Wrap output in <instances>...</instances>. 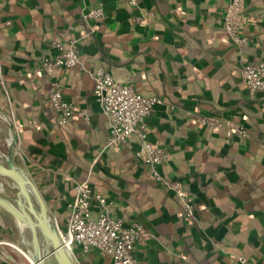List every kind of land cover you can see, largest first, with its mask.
Segmentation results:
<instances>
[{
	"label": "crops",
	"instance_id": "crops-1",
	"mask_svg": "<svg viewBox=\"0 0 264 264\" xmlns=\"http://www.w3.org/2000/svg\"><path fill=\"white\" fill-rule=\"evenodd\" d=\"M228 1L0 0V112L18 138L15 160L37 186L56 227L65 225L73 182L88 179L112 201L111 215L125 224L138 222L148 233L134 247L140 264H238L239 254L264 264V93L250 91L239 74L242 64L264 58V0H245L241 33L248 43L241 46L223 29ZM97 5L103 16L84 19ZM79 34H86L79 48L87 69L104 67L118 80L130 79L138 92L162 98L146 116L147 136L168 150L157 169L193 198L191 220L179 196L136 157L134 135L106 145L108 120L86 71L40 68L57 52L51 40ZM53 80L87 119L75 112L66 123L56 122L47 102ZM196 113L244 124L247 134L226 140L224 126L203 125ZM6 215L0 209V264H19L10 249L18 250L21 236ZM75 260L112 264L96 248Z\"/></svg>",
	"mask_w": 264,
	"mask_h": 264
},
{
	"label": "built area",
	"instance_id": "built-area-1",
	"mask_svg": "<svg viewBox=\"0 0 264 264\" xmlns=\"http://www.w3.org/2000/svg\"><path fill=\"white\" fill-rule=\"evenodd\" d=\"M129 1L135 4V0ZM244 8L245 0H229L222 19L225 34L238 46L248 43L247 37L241 33ZM102 16L101 5L89 8L83 13L84 19L98 20ZM4 23L0 9V32ZM84 35L86 34H82L80 38ZM77 40L78 38L70 43L51 40L50 46L57 52L52 57H45L40 68L46 73H51L57 66L86 71L93 81L94 98L108 120L109 135L106 145L123 144L134 135L138 142L136 157L148 165L149 174L156 182L179 196L183 203L184 216L186 220H191L193 198L183 191L179 181L166 178L157 169L158 165L167 160L168 150L155 144L147 136L146 116L155 106L163 103L162 98L138 92L130 79L118 80L104 67L87 69L82 63L81 55L73 46ZM35 72L36 70L32 76ZM239 74L249 89L264 91V59L242 64ZM47 102L55 110L58 124L66 123L75 112L87 119L85 109L63 98L60 85L55 80L50 81L47 88ZM196 118L201 124L211 128L224 126L226 140L230 136L241 137L247 134L242 125L231 120L199 113H196ZM111 206L112 201L94 191L88 179L74 181L72 198L66 203L65 225L63 228L57 227L61 243L74 259L76 248L83 252L96 248L108 254L112 264H140L134 254V247L149 235L138 222L125 224L122 218L111 215ZM234 258L238 264H253L245 254L236 255Z\"/></svg>",
	"mask_w": 264,
	"mask_h": 264
},
{
	"label": "water",
	"instance_id": "water-1",
	"mask_svg": "<svg viewBox=\"0 0 264 264\" xmlns=\"http://www.w3.org/2000/svg\"><path fill=\"white\" fill-rule=\"evenodd\" d=\"M1 115L7 120L6 115ZM8 128L11 139L7 144L6 153L0 150V176L10 179L17 191L13 199L0 193V209L14 220L30 264H46L49 256L53 257L56 264H77L62 245L54 218L40 191L15 160L13 152L18 138L9 121Z\"/></svg>",
	"mask_w": 264,
	"mask_h": 264
},
{
	"label": "rangeland",
	"instance_id": "rangeland-1",
	"mask_svg": "<svg viewBox=\"0 0 264 264\" xmlns=\"http://www.w3.org/2000/svg\"><path fill=\"white\" fill-rule=\"evenodd\" d=\"M2 126H3V128H2ZM6 127H7V125L4 121V118H2L0 116V150L3 153H6V150H7V141H6V139L3 138V131H4V128H6ZM0 161H2L1 157H0ZM16 191L17 190L15 187V184L10 179L0 176V193L1 194L7 195L10 198H14L16 195ZM6 216H7V219H6L7 222L9 224H12V222L10 221V217H9L10 215H6ZM27 234L29 236V233H27ZM15 244L18 245L19 248L17 247V249L22 253L23 250H21V245H20L18 237L15 240ZM18 250L13 249V248L10 249V252H12V254L15 255V256L13 255V257L17 258V262L19 264H30V262L27 261ZM27 258L29 259L28 255H27ZM74 261L76 262L75 259H74ZM46 264H56V262L52 256H49L46 259Z\"/></svg>",
	"mask_w": 264,
	"mask_h": 264
},
{
	"label": "trees",
	"instance_id": "trees-1",
	"mask_svg": "<svg viewBox=\"0 0 264 264\" xmlns=\"http://www.w3.org/2000/svg\"><path fill=\"white\" fill-rule=\"evenodd\" d=\"M82 36V34H79L78 36H74V37H72V38H70V39H68V40H64V41H62V42H66V43H70L72 40H74V39H77L78 38V40L74 43V48L79 52V54L81 55V53H80V48H79V46L81 45V42H82V40L81 39H79L80 37ZM61 41V40H60ZM81 59H82V55H81ZM264 59V58H263ZM262 60V59H261ZM259 60H257V61H252V62H258ZM242 83L245 85V83H244V81H243V79H242ZM246 86V85H245ZM247 87V86H246ZM248 88V87H247ZM249 89V88H248ZM250 91H252V92H263L264 93V91H254V90H251V89H249ZM243 126H244V124H243ZM245 128H246V126H244ZM231 137V136H230ZM229 137V138H230ZM89 251V250H88ZM87 251V252H88ZM87 252H83L80 248H76L75 249V251H74V254L75 255H77V254H87Z\"/></svg>",
	"mask_w": 264,
	"mask_h": 264
},
{
	"label": "bare ground",
	"instance_id": "bare-ground-1",
	"mask_svg": "<svg viewBox=\"0 0 264 264\" xmlns=\"http://www.w3.org/2000/svg\"><path fill=\"white\" fill-rule=\"evenodd\" d=\"M3 118V117H2ZM10 132V131H9ZM31 264H33V263H31Z\"/></svg>",
	"mask_w": 264,
	"mask_h": 264
}]
</instances>
